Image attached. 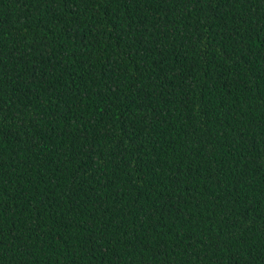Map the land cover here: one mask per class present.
<instances>
[{
    "label": "trees",
    "instance_id": "trees-1",
    "mask_svg": "<svg viewBox=\"0 0 264 264\" xmlns=\"http://www.w3.org/2000/svg\"><path fill=\"white\" fill-rule=\"evenodd\" d=\"M0 264H264V0H0Z\"/></svg>",
    "mask_w": 264,
    "mask_h": 264
}]
</instances>
